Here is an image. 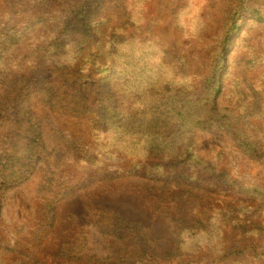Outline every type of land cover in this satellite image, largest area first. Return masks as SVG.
Here are the masks:
<instances>
[{"label":"trees","instance_id":"obj_1","mask_svg":"<svg viewBox=\"0 0 264 264\" xmlns=\"http://www.w3.org/2000/svg\"><path fill=\"white\" fill-rule=\"evenodd\" d=\"M226 1V15L213 24L208 0H0V126L9 124L0 137V194L49 165L61 181L54 185L49 170L43 177L54 212L49 236L59 205L86 186L137 178L167 194L181 189L168 200L178 218L165 213L176 223L177 250L158 256L241 264L255 250L244 238L264 239V186L210 164L195 138L198 130L227 136L239 150L218 157L231 158L239 174L242 163L264 162V2ZM71 127L94 149L67 135ZM53 155L59 162L49 164ZM85 167L80 177L76 169ZM57 187L63 195L49 204ZM111 217L105 228L125 249L119 264L150 260L146 228ZM0 264L107 262L70 249L47 253L28 238L0 241Z\"/></svg>","mask_w":264,"mask_h":264},{"label":"rangeland","instance_id":"obj_2","mask_svg":"<svg viewBox=\"0 0 264 264\" xmlns=\"http://www.w3.org/2000/svg\"><path fill=\"white\" fill-rule=\"evenodd\" d=\"M205 1L194 0L193 3L201 4ZM206 5L208 8L205 11V19L213 24H219L226 15L227 1L208 0ZM247 102L250 105L251 101ZM8 127L9 124L5 123L3 129ZM260 127L264 128V125L260 124ZM3 129L0 126V137L3 135ZM65 133L82 137L91 150L94 149L91 137L83 130L71 127V129H65ZM195 138L197 153L210 164L215 163L218 169L223 168L226 172H230L245 185L264 186V162L262 165L249 161L246 164L242 163V173L239 174L234 170L231 158L218 157L219 153L228 152L234 155L233 151L239 150L227 136L217 131L198 130ZM67 159L71 160L70 157ZM58 162L59 157L53 155L49 164ZM48 168L49 165L40 163L34 175L26 183L11 188L4 195L0 194V241L13 243V241H25L29 238L30 241L42 243L47 253L70 249L83 257H97L105 260L107 264H119L125 252L122 240L105 228L106 220L114 215L146 228L144 231L149 236L147 246L153 250H150L152 254L149 257L150 260H146L144 264H171L163 257L160 258L158 254L172 253L177 250L176 223L165 213L169 211L178 218L176 204L168 200L169 195L176 196L181 189H171L167 194L165 187L160 183L137 178L105 182L89 188L86 186L80 192L69 195L70 197L59 205L54 235L48 236L46 233L49 232L48 226L52 222L54 212H52V206L47 207L44 198L47 194L43 190V177L49 170L52 183L56 185L61 182L54 183V174ZM88 169L90 168L85 167L76 171L82 177L83 174L87 175ZM205 169L206 167L199 165L197 170H200L204 176L207 173ZM197 170H193L189 175H193V172ZM185 171H188L187 167L185 170L183 168L178 170L179 173ZM78 181L81 184L84 183L81 178ZM61 191H64L63 188H55V191L48 196L49 204L51 200L54 203L62 197ZM260 216L264 217V210ZM111 223L114 224V220H111ZM249 228L254 230L255 225L254 228L252 226ZM228 232L230 234L231 230L229 229ZM197 233V231L193 232V235ZM255 235L251 234L243 240L253 243L255 250L252 248L248 255L240 260L241 264H264V239L256 238ZM191 240L200 241L198 238ZM207 257L215 259L211 253H208Z\"/></svg>","mask_w":264,"mask_h":264}]
</instances>
